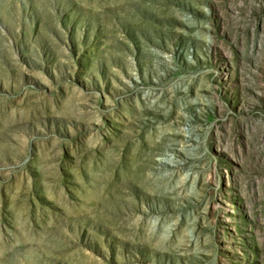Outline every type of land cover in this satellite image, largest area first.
Segmentation results:
<instances>
[{"label":"rangeland","instance_id":"374dc122","mask_svg":"<svg viewBox=\"0 0 264 264\" xmlns=\"http://www.w3.org/2000/svg\"><path fill=\"white\" fill-rule=\"evenodd\" d=\"M0 264H264V0H0Z\"/></svg>","mask_w":264,"mask_h":264}]
</instances>
